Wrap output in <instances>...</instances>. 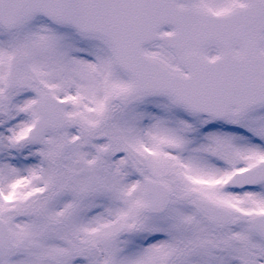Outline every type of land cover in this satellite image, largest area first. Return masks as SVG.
Here are the masks:
<instances>
[{"label":"snow or ice","instance_id":"1","mask_svg":"<svg viewBox=\"0 0 264 264\" xmlns=\"http://www.w3.org/2000/svg\"><path fill=\"white\" fill-rule=\"evenodd\" d=\"M0 264H264V0H0Z\"/></svg>","mask_w":264,"mask_h":264}]
</instances>
